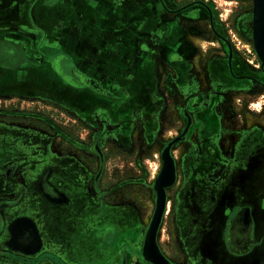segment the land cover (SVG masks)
Wrapping results in <instances>:
<instances>
[{"label": "flooded vegetation", "instance_id": "obj_1", "mask_svg": "<svg viewBox=\"0 0 264 264\" xmlns=\"http://www.w3.org/2000/svg\"><path fill=\"white\" fill-rule=\"evenodd\" d=\"M162 1V5H166L162 6L166 21L177 16L178 20L184 18L188 23L175 22L176 27H172L169 34L170 47L160 48L148 61L147 67L151 72L145 79L143 91L137 97L126 94L114 96L91 82L88 89L113 102L97 104L89 110L75 113L83 118L107 116L118 119L125 132L131 125H136L140 136L153 139L159 138L160 132L163 136L170 134L171 138L165 141V147L160 152V170L166 164L172 172V184L164 189V201L167 196H179L177 201H171L175 205V217L170 219H174V224L170 222L168 229L179 235L182 246L189 251L193 262L189 260L186 264H264L262 252L256 255L250 253L255 246V216L256 213L262 215L258 209L264 202V133L256 125L239 128L238 122L228 118L231 117V110L221 103L220 96L223 90L254 91L255 87H264V69L259 68L258 73L249 71L236 55L228 53L225 58L194 55L193 60L199 62L204 70H193L191 60L185 61V56L180 53L188 45L180 32L183 27L185 32L199 34L210 30V36H215L220 42L223 38L218 25L213 23L212 18H207L203 29L197 30L190 23L191 17L184 16V10L177 12L171 0ZM200 14L204 16L202 12ZM2 46L5 50H0V58L14 57L18 48L14 42L3 40ZM18 50L22 55L23 49L19 47ZM207 83L214 88L212 93L203 87ZM12 96L28 101L41 100L30 96ZM176 111L178 114L173 113ZM165 127L170 130L163 132ZM10 132L28 134H21L25 141L23 148L28 143V137L33 165H28V168L26 165L25 169H10L11 161L9 164L1 160L0 193L6 190L15 193L17 190V204L26 198V210L32 211V214L25 223L15 224L14 212H2V201L7 199H0V235L7 229L6 237L0 240V264H178L165 256L157 242L149 248L153 259L161 256L162 263L145 259L143 250L151 220L141 234L143 223L138 222L136 215L118 203L106 201L98 182L100 173L80 166L72 157L63 154H59L58 159H51V163H45L43 156L46 148L29 128H19L15 124L2 126L0 140L7 143L6 134ZM86 149L100 156L97 142ZM180 149L179 165L180 158L177 157ZM63 162H68L69 167ZM66 166L74 173L70 180L66 177L67 170H63ZM251 166L258 170L259 184L247 191ZM247 170L249 173L246 176L244 173ZM17 175L20 182H17ZM47 185L52 191L46 190ZM56 188H59V215L55 219L59 227L52 232L46 230L38 208L40 201L43 205L46 203L44 193L58 198L54 195L53 189ZM29 191L30 197L27 195ZM168 202L165 201L163 214L169 208ZM47 204L54 203L47 200ZM48 212V216L53 218L51 211ZM167 216L171 214L167 213ZM85 252L87 254L84 255ZM102 252L105 256L100 260Z\"/></svg>", "mask_w": 264, "mask_h": 264}, {"label": "rangeland", "instance_id": "obj_2", "mask_svg": "<svg viewBox=\"0 0 264 264\" xmlns=\"http://www.w3.org/2000/svg\"><path fill=\"white\" fill-rule=\"evenodd\" d=\"M171 2L177 12L184 10V16L191 17L190 23L195 28L197 27V30L203 29L202 26L205 25L207 18H212L213 23L218 25L222 34L223 39L221 41L224 42L223 44L221 41L217 42L215 36H210L212 33L210 30L207 33H200V35L195 31L185 32L181 25L183 27L182 32H180L182 39L188 45L185 50L182 48L180 53L185 56V61L191 60L193 70L200 71L203 69L199 62L193 60L194 55L206 54V56L215 55V57L225 58L228 53L236 55L239 62L249 71L258 73L259 68L264 69V65L257 56L254 43L253 0H171ZM200 12L204 16H200ZM173 17L177 23H188L184 18L178 20L177 16ZM202 35L210 37V39L213 38V40H206ZM215 52L219 53L216 55ZM51 64L50 68L52 67ZM68 70L71 69L68 68L59 76L69 86H76L81 81V77L77 78L75 75L69 77ZM43 76L47 77V82L50 78L52 80H49V84L43 87L44 89L46 87L47 92H49L48 97L44 98L48 101L44 99L28 101L15 96H0V127L15 124L19 128H29L34 136L40 138L46 151L51 154L50 156H53L52 160L59 154H63L65 157H72L80 166L89 168L90 171L97 172V174L100 173L101 178L98 182L102 194L106 195V201L112 204L118 203L119 206L126 207L136 215L138 222L143 223L140 231L141 234H144L155 211L156 193L153 185L161 171L160 152L165 147V141L171 138L170 134L163 136L160 132L159 138L153 139L152 137L140 136L136 125H131L127 128L128 132H125V128L121 126L118 119H109L107 116L95 118L78 116L74 111L67 109L66 105L59 102L64 99L71 103L74 100L72 91L67 86L55 90L57 82L52 72L47 71ZM206 85L203 87L212 93L211 90L214 88L211 83ZM220 96L221 103L225 107L229 106L231 110V117L228 118L238 122L239 128L256 125L262 128L264 133V87H255L254 91L223 90V94ZM173 113L178 114V111ZM242 122L243 125H241ZM176 124L178 125L179 122ZM160 128L163 127L160 126ZM169 130V127H165L163 132ZM21 134L28 136L24 132L6 134L8 144L6 142L0 143V156L16 158L20 152L25 154V157L22 156L24 161L29 160L31 151L28 144L30 141L27 137L28 143L23 148L25 141ZM93 142H97L100 148V156L98 157L87 152V146ZM33 147L37 149V146L33 145ZM32 151L34 152L35 149ZM181 151L182 149L178 152L177 157L180 158L179 165L182 156ZM249 169L252 170V175L250 178L246 177L247 184L250 186L247 191L258 186L260 177L255 166H251ZM248 173L249 170L244 174L247 176ZM16 179L17 182L21 181L19 175L16 176ZM168 192L169 190H167V194ZM173 199L177 201L179 196L166 197V200L169 201V208H166L164 214L162 213L154 242L161 246L165 256L171 260H176L178 264H186L189 260L193 262L189 251L182 246L183 241L178 238L179 235L175 234V231L169 232L168 229L170 222L174 224V219L170 221L171 218L175 217L173 211L175 205H172L171 202ZM40 203L41 206L39 205V207L42 208V201ZM48 213L47 210L42 213L45 228L48 231L56 232L59 227L57 219H55L57 216L52 214L53 218H51L48 216L50 213ZM167 213H170L171 216H167Z\"/></svg>", "mask_w": 264, "mask_h": 264}, {"label": "crops", "instance_id": "obj_3", "mask_svg": "<svg viewBox=\"0 0 264 264\" xmlns=\"http://www.w3.org/2000/svg\"><path fill=\"white\" fill-rule=\"evenodd\" d=\"M162 3V0H0V50H5L3 40L12 41L23 49L22 55L17 48L14 57L0 58V96L47 98L49 92L43 87L52 80L50 78L47 82L43 75L50 71L56 78L55 90L67 86L74 94L71 103L64 99L59 101L74 112L113 102L88 89L91 82L114 96L126 94L137 97L151 72L147 67L148 61L160 48L170 47L169 34L171 28L176 27L174 19L165 20L163 8L166 5ZM68 68L71 69L68 70L69 77H81L76 86H69L60 78ZM50 155L48 152L44 154L45 163L52 162L53 156ZM22 156L25 154H17L16 158L3 155L0 159L9 164L11 161L10 169H25L26 165L27 168L33 165L32 156L28 161H24ZM56 157L58 159L59 156ZM67 163L63 162V165ZM67 166L63 170H67L66 177L70 180L74 173ZM50 188L46 186V190L52 191ZM40 190L44 191L42 187ZM53 190L58 198L44 193L46 203L38 208L41 216L50 209L51 214L59 215V188ZM16 192L6 190L0 193L1 200L7 199L2 201V212H14L15 224L25 223L32 211L26 210V198L17 204ZM30 192L27 194L29 197ZM47 200L54 204L48 205ZM259 208L264 215V202ZM262 215L256 213L255 216V246L250 251L254 255L264 254ZM6 234L7 229L0 235V240ZM100 256L102 260L104 252Z\"/></svg>", "mask_w": 264, "mask_h": 264}, {"label": "water", "instance_id": "obj_4", "mask_svg": "<svg viewBox=\"0 0 264 264\" xmlns=\"http://www.w3.org/2000/svg\"><path fill=\"white\" fill-rule=\"evenodd\" d=\"M253 17H254V41L259 52V59L264 65V0H253ZM172 184V172L168 165L164 164L159 176L157 177L154 190L156 193L155 211L151 219L147 235L145 237V244L143 255L146 260L155 263H162L163 258L156 257L153 259V254L150 252V245L154 243L155 233L159 226L163 209H164V189Z\"/></svg>", "mask_w": 264, "mask_h": 264}, {"label": "bare ground", "instance_id": "obj_5", "mask_svg": "<svg viewBox=\"0 0 264 264\" xmlns=\"http://www.w3.org/2000/svg\"><path fill=\"white\" fill-rule=\"evenodd\" d=\"M253 23H254V17H253ZM253 36H254V27H253ZM254 43H255V41H254ZM255 48H256V45H255ZM256 52H257V54L259 55V52H258V50H257V48H256ZM178 163H179V159H178ZM161 172V171H160ZM160 174V173H159ZM159 176V175H158Z\"/></svg>", "mask_w": 264, "mask_h": 264}]
</instances>
